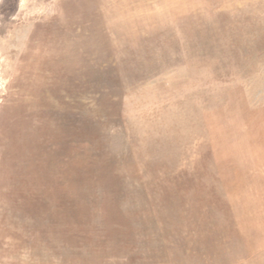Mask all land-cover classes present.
Masks as SVG:
<instances>
[{"label": "rangeland", "instance_id": "rangeland-1", "mask_svg": "<svg viewBox=\"0 0 264 264\" xmlns=\"http://www.w3.org/2000/svg\"><path fill=\"white\" fill-rule=\"evenodd\" d=\"M0 264H264V0H0Z\"/></svg>", "mask_w": 264, "mask_h": 264}]
</instances>
